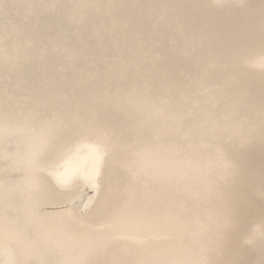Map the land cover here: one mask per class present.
Masks as SVG:
<instances>
[{
    "label": "bare ground",
    "instance_id": "obj_1",
    "mask_svg": "<svg viewBox=\"0 0 264 264\" xmlns=\"http://www.w3.org/2000/svg\"><path fill=\"white\" fill-rule=\"evenodd\" d=\"M140 4L0 0V264L227 261L247 206L236 161L264 149L244 76H264V52L176 70L202 36ZM43 178L90 189L83 214Z\"/></svg>",
    "mask_w": 264,
    "mask_h": 264
},
{
    "label": "water",
    "instance_id": "obj_2",
    "mask_svg": "<svg viewBox=\"0 0 264 264\" xmlns=\"http://www.w3.org/2000/svg\"><path fill=\"white\" fill-rule=\"evenodd\" d=\"M140 5L170 7L183 21L188 33L203 38L202 48L195 57L182 63L172 61V68L180 69L186 64L191 70L197 62L207 57L222 63L224 70L231 71L241 57L264 52V0H240L237 4L217 6L210 0H139ZM198 59H201L198 61ZM169 60V57H168ZM179 60V59H178ZM197 68H195L196 70ZM190 72V70H188ZM194 73V72H193ZM216 75L220 76V73ZM257 96L264 100V76L245 75ZM112 126H118L114 117L102 118ZM70 145V144H69ZM68 146V145H67ZM68 146L65 150H69ZM65 151V152H66ZM61 158V157H59ZM242 158V159H241ZM58 160L45 161V165ZM236 161V160H234ZM240 161V162H239ZM243 179L240 183L247 201L246 209L237 215L234 227L228 234L229 257L224 264H264V149L248 152L236 161ZM105 168V167H104ZM56 197L64 198V206L83 214L84 203L91 197V190L77 180L61 186L43 178ZM81 198V199H80Z\"/></svg>",
    "mask_w": 264,
    "mask_h": 264
}]
</instances>
